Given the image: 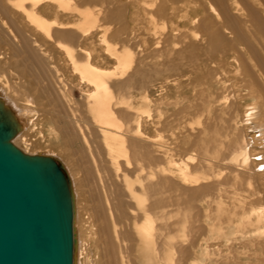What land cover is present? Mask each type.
I'll use <instances>...</instances> for the list:
<instances>
[{"label": "bare ground", "instance_id": "6f19581e", "mask_svg": "<svg viewBox=\"0 0 264 264\" xmlns=\"http://www.w3.org/2000/svg\"><path fill=\"white\" fill-rule=\"evenodd\" d=\"M237 1L242 4L243 1L246 2L244 8L240 7L246 14H242ZM256 1L0 0V76L5 78L4 81L0 79V120L8 119V125L14 127L11 144L23 154L52 158L64 174L73 212L71 264L74 262L77 244L79 192L81 191L83 198L87 199L91 196L87 193L97 188V184L91 182L92 186H96L86 192L88 189L85 190L84 185L75 177V173L87 166H80L78 163L79 159L83 160L81 153L87 148L81 149L80 144L82 147L89 145V138L87 140L82 131L83 124L91 130L94 139L98 140V147H95L99 150H94H101L114 169L123 165H119L120 160L128 161L130 157L136 161V166L139 167L136 169L145 175V180H154L152 184L147 183L143 187L150 191L152 203L151 200L148 201L149 205L151 203V210L164 206L163 198L166 196L161 192L166 189L165 193L171 190L175 194L169 197L172 204L170 202L168 205L175 207L173 217L176 221L180 216L176 213L177 208H184L183 217L188 223V231L183 240L172 237L174 242L170 241L171 244L168 245L171 252L168 261L163 259L166 257H160L153 248L154 234L150 224L141 227L144 248L148 252L152 247L156 261L160 264H180L185 260V264H204L210 255L215 256L220 251L214 253L208 245H204L201 251L198 250L200 244L194 234L195 228L197 229L194 225L198 217L195 211L200 209V205L195 207L196 202L207 198L214 208L220 204V189L215 183V164L221 163L219 159H222L218 155L219 159L215 160V153L221 154V151L218 153L219 147H215V72L222 68L215 69V64L221 63L224 57L230 58L229 64L236 68L233 75L242 78L251 94H255L257 102L245 105L239 124L246 134L239 146L236 144L227 147L230 150L235 146L227 158H223L224 164L221 165L233 171L237 179L244 176L249 187L256 185V188L261 189L259 181L264 182V114L258 113V102L264 107V19L259 17L261 13L258 15L255 8L252 9L251 5ZM258 1L264 12V0ZM232 10L236 14H232ZM43 11L52 14L54 18L47 19L42 14ZM59 51L62 59H59ZM50 64L52 69H49ZM221 73H226L225 69ZM64 74L70 75L67 77L69 83L76 82L74 85L82 95L81 102L74 99L71 87L65 85L68 82L64 83L61 79L66 76ZM155 94L158 95L157 98H154ZM144 105L156 110V120L151 124L154 129H169V124L183 118L200 126L195 132L192 128L193 132H189V136L185 134L188 136L190 151H187L186 156L182 154V160L172 159L173 156L171 157L164 144H161L158 134L150 135L142 119ZM90 138L92 142L93 139ZM34 142H54L53 148L57 151L45 148L34 152L35 154H29L25 148L33 147ZM178 142L180 143L177 139ZM181 149L183 152V148ZM86 152L88 153V150L84 151V157ZM99 154L92 155L97 159ZM87 157L85 159L88 160L92 156ZM99 159L101 161L100 157L95 161L98 162ZM102 161L104 162L103 159ZM89 163L93 171L94 165ZM99 163L101 165V162ZM107 166L105 164V167ZM101 171L103 172V169ZM198 171L200 173H197ZM84 172H87L85 168ZM89 173H92L91 170ZM124 185L126 186V183ZM110 188L113 189V186ZM217 188L218 192L215 194ZM128 189L131 191V187ZM108 194L110 198L111 194ZM123 195L124 193L116 196ZM109 198L107 200L112 203L114 198H111V202ZM97 199L96 201L100 202V199ZM134 199L138 205L145 201L138 196H134ZM112 205L114 206L113 203ZM249 212L248 215L255 216L250 232L254 238L264 239V208H252ZM93 213H96L92 214L95 219L102 220V225L103 222H108L107 216H103L101 205L98 204ZM215 214L217 213H213ZM217 217H213V223H209L211 226L208 224L209 226L204 227L209 236L212 231L215 233ZM226 221L223 222L226 224ZM220 222L224 224L222 220ZM177 223L175 224L178 227ZM102 225L99 227L102 228ZM112 225L115 226L111 223L110 226ZM105 226L104 229L107 227ZM213 240L215 241V238ZM212 262L237 264L236 259L230 258L221 262L215 258Z\"/></svg>", "mask_w": 264, "mask_h": 264}, {"label": "rangeland", "instance_id": "374dc122", "mask_svg": "<svg viewBox=\"0 0 264 264\" xmlns=\"http://www.w3.org/2000/svg\"><path fill=\"white\" fill-rule=\"evenodd\" d=\"M244 4H246L245 1H243V4L241 1H239V2L237 1V6L239 8L240 7L244 8V6H243ZM251 6H252V9L255 8L254 9L255 12L259 13V14L257 13L258 15H260V13H261V15L259 17L260 18L262 17L264 19V14H263L264 12L262 10L263 6L260 5V2L257 0L255 2V4L252 3ZM215 8L217 9V7H215ZM243 8H240L242 10L241 11L242 14H246L245 13L246 11H244ZM256 10H259V11H256ZM215 12L218 13V11H215ZM231 13L236 14L234 10H232ZM42 14L47 19L54 18V16L52 14H49L47 12L45 13V11H43ZM216 18H217V16L215 15V23L217 22ZM143 23H144V21H143ZM59 54H60L59 59H62L61 58L62 54L60 51H59ZM229 59H230L229 57H224V59L222 60L221 63L217 62L215 64V69H217L218 67L222 68L221 70H218L217 72H215V99H216V102H215V140H216L215 141V147L216 148L219 147L218 153H219V151H221L220 152L221 154L216 155V153H215V160L222 158V159H219L221 161V163L215 164V173H216L215 174V183L217 185H219L218 188L220 189V191H219V195H221V197L219 198L220 204L218 203L219 206L215 205V208H214V205L211 204L212 202L209 201L207 198H205L206 201L204 199L199 201L200 204L198 202H196L197 204L195 207L197 208V206L200 205L199 207L201 210L196 209V211H195L196 217L197 216L198 217L196 218L197 220H195L196 225H194V227H197V229L195 228L194 234H195V237L198 239V242L200 244V245L198 244L199 246L197 245L199 247L198 250L201 251V249L204 245L205 246L208 245V247H211L210 249L214 250V253H217L216 251L220 250L217 253V255H215V256L213 255L212 257H210L211 256L210 255L209 259L204 261V264H214L212 261H214L215 258L218 259V261H220V262L222 260L223 261L229 260V258H230L233 260L236 259L237 264H262V260H264V242H263L264 239H258V238L253 237V235L250 231H251V228L253 227L252 224L254 223L255 216L248 215V214L250 213L249 211L252 208H255V209L260 208V207L264 208V197H263L264 196V186H263L264 182L259 181L261 189L256 188L255 187L256 185L251 186V187H253V188H251L246 184L244 176H240L237 179L235 177V173L233 171L226 169L225 165H221V164H224L225 159H223V158H227L231 149L233 150L235 148L236 144H237V146L240 145V143L242 142V139L244 138V135L246 134V131L244 130V128L241 127L239 124L240 119H242V115L244 113L245 105L256 101L255 94L254 93L251 94V90L248 89V85L242 80V78L235 77L233 75V72L236 68L234 67V65L229 64ZM51 67L52 66L50 64L49 69ZM223 69H225L226 73H221V71ZM64 75H66V76L64 77L62 75L63 77H61V79H63V82L64 81L68 82L67 84H65L66 87H68V88L71 87L70 89L72 91L74 99L77 102H81L82 95L78 92V90L76 89V87L74 85V84H76V82L74 84L69 83V80L67 77L70 75L69 74H64ZM0 79L2 81L5 80V78H3V76H0ZM156 84L157 83H154V85H156ZM156 88H157V86H156ZM184 94H188V92H184ZM157 97H158V95L155 94L154 98H157ZM258 105H259L258 106V113L260 115H261V113L264 114V107H262L263 106L262 103L258 102ZM142 110L144 111V113L142 115L143 116L142 119L145 122L144 125L147 126V128H148V132L152 136H156L157 134L160 136L159 139H160V142H162L161 144L162 145L164 144L163 146H165L166 150L168 151V154L170 156L171 155L173 156V157L171 156L172 159H174L175 161H178V159L182 160L184 158L183 156L188 155V153L190 151V147H189L190 143H189L187 137L189 136V132L192 131V128H193L194 132L197 131L198 129H200L199 125H197L196 123H193L194 124L193 125L192 123H190L188 121L187 118H183L178 122H176V121L173 122L174 124H169V126H170V127L168 126L169 129L166 128V129L161 131V127L154 129L151 125L153 123V121L156 120V114H157L156 110L151 106L148 107L145 105L143 106ZM164 111H165V109H164ZM167 112L169 113V111H167ZM84 127L85 128H88V127L85 124L82 125V131H83L86 139L88 140V138H89V141H87V142H89L88 143L89 145H87V146L83 145V147H82V144H80V148L85 149L87 147L85 150L86 151L88 150V153L87 152L86 153L91 154L89 156L90 157L92 156V157L87 160L85 158L88 155L86 154V157H84L85 156V153H84L85 150L81 153L83 156L82 157L80 156V157L83 160L80 161L81 159H79L78 163L81 164L80 166H83L85 164L87 165L84 168H85V171L87 170L88 174L86 175L87 172H84V168L80 167L83 171L80 169L82 172L79 171V172L75 173V177H77L78 181H80V183L84 185L83 188L85 190L88 189L86 192H88L91 188H95L96 184H97V188L94 189L95 191L93 189H91V191H89V193H87L88 195H91V196L87 195L88 196L87 199L83 198L81 191L79 192V197H78V201H77V204H78L77 205V213L79 216L78 221H77L78 234H77V240H76L77 244L75 247L73 264H155V263L160 264L158 261H156V258L153 255L152 247L150 248V250L148 252L144 248V245H143L144 243H143L142 233H141V227L144 226L145 224H150V226L152 228V233L154 234L153 235V237H154L153 238L154 239V247L153 248H155V250L158 252L160 257H166V259L163 258L164 260H166V261L170 260L171 257H169V256L171 255V252L169 251L168 245H170L171 242H174V241H172L173 238H177L180 240L185 239V235L187 234L186 232L188 231V229L186 228V227H188V223L185 221V218L183 217V215H185L184 208H182V207L177 208L176 213H178V215H180L178 217L177 221L173 217V216H175V212H174L175 207H170V205L172 204V201L169 200V197H173L175 195L174 192L168 189L169 193H170L169 194V193H165L167 189L163 190L161 192V194L166 196V197H164L162 195H160V196H162V198L164 197L163 198L164 202H165V204H163L164 206H158V207H155V209L151 210L150 207H151V203H152V198H151V195L149 194L150 191L146 190L143 187H144V185H147V183L152 184L154 182V180H150V179H149L150 181L145 180V179H147V178H145V175L143 173L140 174L139 173L140 171L136 169V167L138 166L136 161H134L130 157H129L130 159L128 158V161H123V160L121 161L120 160L119 165H122V164L123 165L119 166L117 168V169H119L118 170L119 172L117 171V173L112 174V172H116L117 169H114V167L108 163V160L106 159L107 157L103 156L105 154H103L101 150H100L102 153L101 155L103 157L99 154L100 151L99 152L96 151V150H99V149H97L98 140L94 139V137L92 136V132L89 128L85 129ZM83 129H85V130H83ZM167 129L169 131H167ZM88 130L90 131V133ZM185 134H187L188 136ZM31 136H32V138L34 137L33 134ZM90 137H92V139L95 143L93 141L91 142ZM177 139H178V141H180V143L178 142L179 146L177 143ZM184 139H187V140H184ZM186 142L188 144H186ZM34 143L37 144V142H34ZM34 143L32 145L33 147L25 148V150L27 149L26 151L29 154H35L38 150L45 149V148L57 151L56 148H53L54 142H49V143L43 142V143H41V144L39 143L37 145H34ZM168 144L172 145L171 146L172 148ZM175 144L177 145V147ZM173 145H174L175 150L173 149ZM220 145H221V147H220ZM231 145L232 146L235 145V146L229 150ZM95 146H97V147H95ZM167 146H169V147H167ZM179 147L183 148V152H182V149ZM227 147H229V148H227ZM95 148H96V150H94ZM177 148H179L180 150ZM216 148H215V151L217 150ZM81 149H80V151H81ZM91 149H92V152H90ZM176 149L178 151H176ZM184 149H187V150H184ZM170 150H172V151H170ZM187 151H188V153H187ZM96 152H98V154H99L97 159L100 157L101 161H100V159L98 160V162L95 161L97 159H96V157H93L92 154L97 156L98 154ZM182 154H183V156H182ZM218 155H219V158H218ZM77 156L79 157V155H77ZM77 156H76V158H78ZM175 156H177V157H175ZM224 156H226V157H224ZM84 159H85V161L88 162V164L84 161ZM102 159L104 160V162L107 161V163H104L102 161ZM130 160H132L134 162H130ZM219 160H218V162H220ZM82 162H85V163L82 164ZM89 162L93 163L92 165H94V167H95V168L93 167V171L94 172L96 171L95 173L92 171V169H90L91 164ZM99 162H101V165ZM102 162L104 165H102ZM126 162H129L128 164H130V165H128ZM97 163L99 165H97ZM105 164H106V166L107 165H109V166L105 167ZM88 165H89V167H88ZM101 166H103V168ZM133 167L136 170H134ZM87 168H89V169H87ZM99 168L103 169V172ZM137 168L139 169V167H137ZM97 169H99V170L97 171ZM108 169H110L111 171ZM90 170L92 173H89ZM133 172H134V175H133ZM102 173H104V174H102ZM197 173H200V172L198 171ZM99 174H102V175H99ZM110 174L112 177L110 176ZM114 175H117V176H114ZM140 175H141V177H140ZM137 176H139V177H137ZM90 177H92L93 179ZM81 178H82V180H81ZM86 178L87 179L89 178L88 181ZM89 181H90V183H89ZM107 181H108V183H107ZM122 181H124V182H122ZM91 182L96 183L95 186L93 185L94 187L92 186ZM125 183H126V186L124 185ZM111 185L113 186V189L110 188ZM114 185H115V187H114ZM217 185H216V187H217ZM103 186H105V188ZM128 187H131V191L128 189ZM99 188H100V190H98ZM218 188L216 189L215 194H217ZM110 190H113V192ZM126 191H128L129 193H127ZM98 192L100 194H98ZM108 193H110L111 196L113 195L114 197L110 196V198H109ZM113 193L114 194L116 193V194L114 195ZM118 193L120 195H122V193H124L125 198H124V195L123 196H116V195H119ZM97 194L101 195L100 196L101 198H103V196L105 198L101 199L100 197H98ZM107 196L109 199L114 198V201L112 202L114 204V206L112 205V203H109V200H107L108 198H106ZM134 196H138L140 198L142 197L143 200H145V201H143V204L138 205L137 202L135 203L136 200L134 199ZM119 197H120V199H119ZM144 197H146L147 200ZM97 198L100 199L99 200L100 202L96 201ZM166 198H167L168 202H166L167 201V200H165ZM104 199L106 202L104 201ZM112 199L110 200V202L112 201ZM120 200H122V203H121L122 207L120 204ZM148 200H151L150 205H149ZM87 201H89V202H87ZM93 201H96V202H93ZM114 202H116V205ZM170 202H171V204L168 205V203H170ZM90 204H93L94 206H92V205L90 206ZM98 204L103 207V212H104L103 216H105V217L107 216L106 218H107L108 222L110 220H112L110 223L105 221V222H103V225H102V222H101L102 220L99 219L100 220V222H99V220H97L98 218L95 219L94 215H92V214H96L93 212L96 211V206ZM210 205H211V207H208ZM123 206H124V208H123ZM92 207H94V208H92ZM85 208L87 209V211ZM159 209H162V210H159ZM215 209H216V212H215ZM84 210L86 211V213ZM147 210H148V212H147ZM106 211H107V213H106ZM155 211H156V214H154ZM218 211L221 213L223 212L222 214L224 216H222V214L219 213ZM119 212H121V213H119ZM149 212H150V214H148ZM157 212H158V215L160 214V216L157 215ZM224 212H225V214H224ZM122 213H124V214L121 215ZM151 213H152V215H151ZM198 213H200V214H198ZM202 213L205 215H203ZM213 213H217V214H215L216 216L213 215ZM89 214H91V215H89ZM108 214L110 216H108ZM211 215L213 217H217V216L218 217L215 218V223H216L215 233H214V231H212V233L210 234L211 236H209L208 233L204 230V227L206 225H208L209 223L210 224L213 223L214 218ZM219 216L222 219H220ZM226 216H227V218H225ZM159 217H160V219H159ZM228 217L230 218V220ZM199 219H201V220H199ZM210 219H212V220H210ZM218 219H220V221L222 220V223H224L223 221L227 220L226 224L225 223L221 224V222ZM91 220H92V222H91ZM114 220H115V223H114ZM206 220L209 222L205 223L204 221H206ZM174 221H176V222H174ZM199 221L201 223H199ZM217 221L219 223H217ZM89 222H90V224H89ZM111 223L115 224V226L112 225L113 228H112V226H110ZM175 223H177V225L179 224L178 227L176 226ZM95 224H97V225L95 226ZM99 225H102L103 227L101 228V227H99ZM104 226L106 227L107 231L111 227L109 229L108 233H107L106 229H104ZM102 229L105 231H102ZM176 230H178L177 232H179L180 234L175 232ZM102 232L103 233L105 232L106 236L103 235ZM109 232H110V234H109ZM177 235H179V236H177ZM214 238H215V241L213 240ZM254 239H257L260 241L257 242V240H255L256 241L255 242ZM220 241H221V244H220ZM261 242H263V243H261ZM214 244H215V247H213ZM253 250H256V252H254ZM169 252H170V254H169ZM211 253H212V251H211ZM182 262L183 261H181L180 264H185V260L183 263Z\"/></svg>", "mask_w": 264, "mask_h": 264}, {"label": "water", "instance_id": "95a60500", "mask_svg": "<svg viewBox=\"0 0 264 264\" xmlns=\"http://www.w3.org/2000/svg\"><path fill=\"white\" fill-rule=\"evenodd\" d=\"M7 122L0 120V264H71L73 212L64 174L52 158L11 144Z\"/></svg>", "mask_w": 264, "mask_h": 264}]
</instances>
